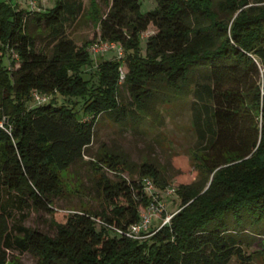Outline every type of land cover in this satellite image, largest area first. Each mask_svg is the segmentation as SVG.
Returning <instances> with one entry per match:
<instances>
[{
  "label": "trees",
  "instance_id": "1",
  "mask_svg": "<svg viewBox=\"0 0 264 264\" xmlns=\"http://www.w3.org/2000/svg\"><path fill=\"white\" fill-rule=\"evenodd\" d=\"M153 1L154 9L142 13L140 0H111L98 38L116 43L122 57L99 61L86 51L94 41L78 46L66 36V22L81 9L78 0H54L51 9L39 12L0 1V264H22L12 251L30 254L36 264L253 259L241 239L247 228L264 229V3ZM28 20L43 28L48 51L36 49ZM150 27L154 33L141 40ZM93 64L95 85L83 77ZM201 77L208 81L201 83ZM121 86L130 108L119 101ZM33 92L47 101L37 105ZM190 94L199 106L192 120L202 144L195 153L199 182L175 190L179 209L168 224L156 220L142 240L114 231L137 223L147 206L141 178L161 191L168 184L147 162L128 172L135 177L124 178L126 163L108 150L88 161L106 210L62 213L61 222L51 221L53 236L25 227L23 219L10 224L9 208L56 214L60 173L83 161L101 116L137 125L158 115L150 112L151 104Z\"/></svg>",
  "mask_w": 264,
  "mask_h": 264
},
{
  "label": "rangeland",
  "instance_id": "2",
  "mask_svg": "<svg viewBox=\"0 0 264 264\" xmlns=\"http://www.w3.org/2000/svg\"><path fill=\"white\" fill-rule=\"evenodd\" d=\"M16 5L19 10L39 12L51 9L54 0H0ZM77 1V0H75ZM251 3L257 0H249ZM264 3V0H261ZM34 2V6L30 3ZM81 9L75 19H69L65 24L66 36L78 46L95 41L99 36V21L108 12L111 0H78ZM141 12L146 13L155 7L153 0H140ZM223 17V16H222ZM29 18V17H28ZM27 33L34 38L36 49L48 51L50 39L43 32L41 26L32 24L28 20ZM154 33L152 27L141 35L146 40ZM114 52L93 56L94 61L111 59ZM12 57L7 54L4 63L10 67ZM96 65L83 69V77L91 84L97 83ZM201 83L208 81L207 77L199 79ZM119 101L126 107H131V98L125 87L119 88ZM150 112H158L154 118L142 120L139 124L113 123L105 117H100L94 130L93 142L85 151L83 161H79L69 169L60 173L62 192L55 201L56 214L49 215L44 211L25 209L19 211L9 208L10 224L23 219L25 227L36 228L48 236L55 234V227L51 221L61 222V214L71 211L99 213L106 210V204L98 192L95 177L90 170L89 160L100 151L108 150L120 157L128 170L122 175L124 178L135 177L128 175L131 169H136L143 163L157 167L168 186L177 190L181 185H192L199 182L195 153L202 146L197 133L192 127V120L199 106L190 94L187 98L175 100L168 104L155 103L150 105ZM113 178L111 174H108ZM8 200L6 194H1V201ZM167 215L174 214L179 209V199L173 195L163 196ZM158 219V218H157ZM159 220V219H158ZM161 220H159V223ZM157 222H155L156 224ZM263 236H256L254 233ZM242 247L246 256L253 254V259L246 264H264V229L262 226L247 228L242 235ZM22 264H36V258L30 254H19L17 251L9 253ZM228 264H240L235 258Z\"/></svg>",
  "mask_w": 264,
  "mask_h": 264
},
{
  "label": "built area",
  "instance_id": "3",
  "mask_svg": "<svg viewBox=\"0 0 264 264\" xmlns=\"http://www.w3.org/2000/svg\"><path fill=\"white\" fill-rule=\"evenodd\" d=\"M34 6V2L30 3ZM86 51L91 55H102L108 52H114L117 58L122 57V49L114 42H108L101 39L95 40L91 43ZM15 57V56H13ZM120 81L124 78V73L121 70ZM33 101L39 105L47 101L48 97L36 92L32 93ZM140 185L142 191L148 197V204L144 210L139 214V221L135 224H131L127 227L126 230L114 229V231L122 236H125L132 240H142L149 236V229L153 222L156 220H161L160 226L168 224L172 215H167L166 204L162 201L163 196L173 195L175 190L174 188L167 186L162 191L157 189L155 184L150 178H141ZM158 218V219H157Z\"/></svg>",
  "mask_w": 264,
  "mask_h": 264
}]
</instances>
